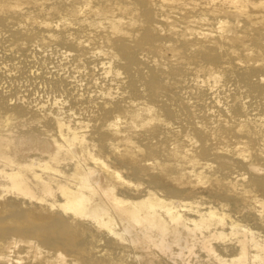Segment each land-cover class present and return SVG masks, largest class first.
Wrapping results in <instances>:
<instances>
[{"label": "bare ground", "instance_id": "obj_1", "mask_svg": "<svg viewBox=\"0 0 264 264\" xmlns=\"http://www.w3.org/2000/svg\"><path fill=\"white\" fill-rule=\"evenodd\" d=\"M0 264H264V0H0Z\"/></svg>", "mask_w": 264, "mask_h": 264}]
</instances>
